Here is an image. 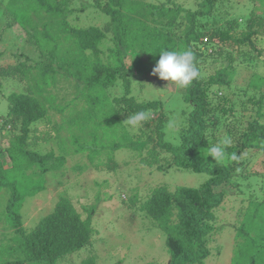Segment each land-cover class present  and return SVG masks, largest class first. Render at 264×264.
Wrapping results in <instances>:
<instances>
[{
	"label": "trees",
	"instance_id": "1",
	"mask_svg": "<svg viewBox=\"0 0 264 264\" xmlns=\"http://www.w3.org/2000/svg\"><path fill=\"white\" fill-rule=\"evenodd\" d=\"M219 1L195 0L196 7H185V2L176 0H97L96 7L108 16L111 26L105 31L93 24L70 27L72 8L68 5L69 0H7L0 9L2 20L5 18L0 33L11 27L22 32L17 29L21 27L27 41L37 45L36 57L40 60L33 63V58L22 52L13 53L14 59L0 63V93L3 82L8 80L6 77L13 79L19 70L22 76L31 79L30 87H33L31 91L12 90L4 96L7 110L1 127L8 124L18 132L4 149L10 166L4 168L5 162L0 158V187L9 188L4 210L12 228L11 243L0 245V248L5 246L0 252L3 254L0 264H96L92 254L78 263L71 257L91 244L96 233L92 226L95 206L85 208L86 214L82 217L68 198L59 196L52 210L30 229L22 224L20 209L27 194L33 195L43 189L45 171L58 170L64 161V155L54 149L43 154L26 147L32 124L47 122L54 130L53 137L61 145L77 146L69 149L76 152L89 149L91 157L92 151L102 152L108 146L97 144L94 146L98 147L93 148L86 140L84 143L78 140L81 135L88 140L96 137L98 132L93 124L100 121L93 119L96 108L102 107L108 109L103 111L104 120L115 127H120L121 123L125 125L129 116L141 111L148 115L159 113L153 123L157 135L155 146H148L151 136L133 139L126 129L127 133L120 140L123 142L114 143L112 149L127 147L141 153L148 147L149 161L158 164L156 169L160 171L176 168L207 173L198 186L176 185L168 189L165 185L155 184L139 201L138 209L162 230L168 264H200L212 252L207 247V240L211 239L210 232L220 226L215 228L211 220L220 209L225 193L230 189L228 186L239 187L234 171L241 170L245 163L239 159L241 151L264 149V122L261 120L264 116V73L259 69L264 60L260 59V50L255 43L256 36L264 31V17L251 11L240 23V17L227 16L224 22L219 17L218 23L214 15L210 24L203 21L207 14H218L214 11ZM260 1L263 10L264 0ZM205 5L208 8L203 10ZM40 29L43 37L38 38L34 34ZM185 49L195 54L200 76L188 87L178 90L188 111L183 110V114H187L185 125L174 144L164 137L162 101H139L131 94L132 83L126 74L125 58H133L136 65H143L138 67L142 70L145 66L156 65L161 50ZM4 53L5 47H1L0 56ZM33 68H36L34 74ZM243 76L245 85L239 86L236 81ZM62 77L70 78L69 82L72 78L73 96L70 101L56 103L48 86H56ZM117 82L121 84L122 93L111 96L106 88ZM229 88H233L231 93ZM250 88L257 93L247 92ZM235 90L240 93L239 115L231 96ZM79 99L84 102L79 110L71 108L64 113L72 107L71 101ZM248 103L250 105L246 106ZM49 108L58 111L61 120L48 116ZM62 129L69 136L62 135ZM225 138H229L231 144L225 148L223 160L217 162L207 153L213 145H221ZM157 149H161V155ZM233 154L236 159H232ZM158 156H166L169 161L159 164ZM13 172L27 173L37 184L29 193L19 191L11 178ZM257 175L258 172L249 171L240 177L249 180ZM137 198L133 194L128 200L134 204ZM233 214L234 223L224 225L233 230L229 264H264V196L249 197L245 207H238ZM145 264L153 263L150 260Z\"/></svg>",
	"mask_w": 264,
	"mask_h": 264
},
{
	"label": "rangeland",
	"instance_id": "2",
	"mask_svg": "<svg viewBox=\"0 0 264 264\" xmlns=\"http://www.w3.org/2000/svg\"><path fill=\"white\" fill-rule=\"evenodd\" d=\"M146 1L162 2L165 0ZM176 1H179V3L185 2L186 4L182 3L185 7H196L195 0ZM6 2L7 0H0V9L3 8ZM96 2L97 0H69L68 5L72 8V12L69 15L68 25L77 28L93 24L102 27L105 31L110 30L108 16L98 10ZM206 6L202 7L203 10L208 8ZM216 7L214 13L218 14H207L203 21L205 20L210 24L215 19L214 15L218 23L219 17H221V22H224L225 16L240 17V23L251 11L264 17V9L261 10L263 3L260 0H220ZM1 17L3 18V14H0V32L5 21V18L2 20ZM17 29L22 30V32H18L14 27H11L10 30L6 29L5 32L0 33V37L5 36L0 39V49L5 47L4 55L0 56V63L8 62V59H14L11 56L13 53L17 55L22 52H26L25 54L31 56L33 63L40 60L36 57L37 45L27 41L25 32L21 27ZM41 30L37 33L34 32V35L38 38L43 37ZM256 37L255 43L258 50H260V59L264 60V31ZM30 41L34 42V39L30 37ZM39 42L41 41L39 40ZM203 42L206 41L203 39ZM142 59H144V56H142ZM125 63L126 67L128 66L126 74L131 78L132 83L131 94L139 101L148 99H160L162 101V111L165 116L164 137L176 144L178 133L185 125L187 114H183V110L188 111V105L182 98L180 91H178L180 87L173 82L159 78L158 75H152V69L155 66L150 68L145 66L141 70L138 67L143 65H136L133 58L130 57L125 58ZM259 69L262 70L261 73H264V65ZM32 70L34 74L36 68ZM64 70L69 71L67 67H64ZM19 72L20 70L16 71L13 79H11V76L6 77L8 80L3 82L2 92L0 93V158L5 162L4 168L10 166V159L5 154L4 149L8 147L9 140L13 135L18 132L17 129L8 124L1 127L7 110V101L4 96L12 90L31 91L32 87H30L31 79L22 76ZM240 78L236 81L238 85H245L244 76ZM69 79L62 77L56 86L55 84L48 86L56 103H63L66 99L67 101L71 100L74 88L72 78L70 82ZM106 89L111 96H118L122 93L119 82ZM232 91L233 88H229V93ZM247 92L255 94L257 90L250 88ZM231 96L237 106L236 109L239 115L241 109L240 93L238 94V91H236ZM82 104H84L82 99L71 101L69 105L72 107L67 108L64 113L71 111V108L79 110ZM249 105V103L246 104V106ZM48 111V116L53 115L55 117L53 118L57 121L61 120V114L58 111L52 108H49ZM96 111L95 115L92 112L94 115L93 120L95 122L100 121L93 124L98 132H95L96 137H90L88 140V138L81 135L78 142L84 143V140H86V144L92 145L93 148L98 147L94 146L97 144L108 147L102 152L92 151L91 157H89V149L76 152L72 149H76L77 146H69L67 143L61 145L58 139L53 137L55 135L54 130L51 129V126H47V122L32 124V131L28 135L26 147L43 154L47 150L54 149L56 153L64 155V161L58 170L45 171L46 179L43 189L36 191L33 195L27 194L24 197L20 209L21 222L28 229L35 226L40 218L52 210L59 196H64L82 214V217L86 214L85 208L95 206L92 214V226L96 233L92 236L90 245L82 247L71 255L77 263L82 258L92 254L96 257V264H116L121 258L120 264H145L150 260L153 264H168L169 256L164 245L165 236L162 230L150 218L146 217L143 211L138 209L139 201L147 196L148 191L155 184L165 185L168 189H172L176 185L198 186L207 177V173L176 168L160 171L156 169L158 164L150 163L147 153L148 147L141 153L133 152L127 147L112 149L114 143L123 142L120 140L127 133L126 129L133 139H142L146 135L151 136L152 141H149L148 146H155L157 135L153 123L159 113H149L148 119L140 122L135 127L129 125L128 122L125 125L121 123L120 127H115L103 118V111H108L107 108H96ZM261 120L264 122V116ZM89 132H92V130ZM60 133L69 136V133L63 129L60 130ZM47 136L49 137L47 138ZM65 138L68 141V137ZM70 148L72 149L69 150ZM157 151L160 155L162 154L161 149H157ZM239 159L245 163L241 170L234 171V175H238L237 179L241 189L234 185L232 187L228 186L230 189H227L220 209L215 211V216L211 220L215 228L220 226L219 229L210 232L211 239L210 234L208 235L210 240H207V247L209 246L212 252L200 264H229V255L233 246L231 244L233 230L230 227H224V225L229 226L228 224L234 223L232 222L234 211L240 206L245 207L246 200L249 197L264 196V149H243ZM158 161L159 164H166L169 159L166 156H158ZM249 171L258 172V175L249 178V180H242L240 174H246ZM26 174L19 175L17 172H13L11 178L14 179V184L19 191L29 193L37 182ZM133 194L138 197V201L134 204L128 200ZM8 195L9 188L7 186L0 187V245L11 243L9 237L12 228L9 227L7 213L4 210ZM3 211L5 212V218ZM221 225L223 226L221 227ZM4 249L5 246L0 248V252ZM0 255L3 254L0 253ZM11 257H14V255L11 254Z\"/></svg>",
	"mask_w": 264,
	"mask_h": 264
},
{
	"label": "clouds",
	"instance_id": "3",
	"mask_svg": "<svg viewBox=\"0 0 264 264\" xmlns=\"http://www.w3.org/2000/svg\"><path fill=\"white\" fill-rule=\"evenodd\" d=\"M159 59L152 69V75H158L159 78L175 83L179 87H188L194 79L200 76L199 69L195 63V54L190 49L185 50H161ZM148 119L146 112H138L127 118L129 125L135 127L140 122ZM231 144L229 138H225L221 145L210 147L207 155L213 157L217 162L223 160L225 148ZM232 159H236L233 154Z\"/></svg>",
	"mask_w": 264,
	"mask_h": 264
}]
</instances>
